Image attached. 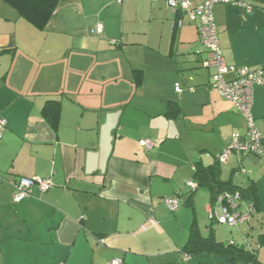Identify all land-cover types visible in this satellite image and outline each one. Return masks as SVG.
Wrapping results in <instances>:
<instances>
[{
	"label": "crops",
	"instance_id": "crops-1",
	"mask_svg": "<svg viewBox=\"0 0 264 264\" xmlns=\"http://www.w3.org/2000/svg\"><path fill=\"white\" fill-rule=\"evenodd\" d=\"M247 1L251 9L215 6L220 47L228 64L264 74V0ZM206 59L198 21L168 0H62L45 29L0 0V264H220L185 260L188 212L164 203L176 196L189 207L195 164L212 165L232 138L248 137ZM50 100L60 101L57 127L43 114ZM251 113L264 139V84ZM220 167L222 179L259 189L263 160L233 152ZM20 177L55 185L15 203Z\"/></svg>",
	"mask_w": 264,
	"mask_h": 264
},
{
	"label": "built area",
	"instance_id": "built-area-1",
	"mask_svg": "<svg viewBox=\"0 0 264 264\" xmlns=\"http://www.w3.org/2000/svg\"><path fill=\"white\" fill-rule=\"evenodd\" d=\"M122 3L123 0H117ZM168 4L173 10H179L184 14L189 15L193 21H198L199 37L208 51V57L204 61V66L207 68L216 67L217 72L213 76V86L217 88L221 96L232 100L239 108L240 112L245 116L248 122V137H234L228 143L223 153L218 157L220 161H226L233 152L244 154H255L264 159V139L261 133L255 126L254 119L251 113L254 96L255 84H264V74L262 70H252L248 67H239L233 64H228L223 56L218 27L215 22L214 8L218 4H239L245 5L249 9L252 5L247 0H205L203 3L194 6L188 0H168ZM183 23L177 22V26L181 27ZM95 31L98 34L104 33V24L99 22L96 25ZM233 74L232 78H226L225 74ZM175 91L182 93L183 88L179 82L175 83ZM7 130V121L0 116V139L4 136ZM141 144L150 150L154 146V142L150 139L141 140ZM38 185L43 192L48 191L55 185L52 178L42 177H20L14 184L13 201L18 203L32 195V189ZM186 186L191 189H196L198 183L190 178L186 182ZM164 203L171 211H176L179 208V200L176 196L164 198ZM217 207L211 206L210 219L219 223L227 224L231 227L239 225L241 222L248 220L253 214L254 208L250 204H246V213L240 210L242 201L239 192H226L220 195L214 204ZM152 225H156L157 221L151 219ZM143 229L145 227L143 226ZM99 243L104 245V240L100 239ZM189 256L184 255L187 259ZM120 259L112 260V264H121Z\"/></svg>",
	"mask_w": 264,
	"mask_h": 264
},
{
	"label": "trees",
	"instance_id": "trees-1",
	"mask_svg": "<svg viewBox=\"0 0 264 264\" xmlns=\"http://www.w3.org/2000/svg\"><path fill=\"white\" fill-rule=\"evenodd\" d=\"M3 1L16 9L19 14L31 24L39 29H45L51 22V19L62 0ZM205 52L207 53L208 57V51L206 48ZM136 72H139L140 74L142 73L140 70ZM138 81H141V77ZM59 107L60 101L50 100L43 108V114L56 127L58 125L60 114ZM221 163L222 161L217 158V161L209 166L204 165L202 162H197L195 164L194 173L191 178L198 183V186L196 189L190 188L191 195L187 201V205H189V207L193 210V221L189 228V236L182 249V253L192 258H201L205 255L212 256L214 257L213 260L219 262L220 264H261L258 259L257 249H249L245 244H239L234 240H229L226 242L218 241L214 228V223L216 221L213 219H211L208 234L203 235L201 233L195 206L192 203L193 196L200 188L206 189L209 192L211 205L216 202L220 195L226 194V192H239L242 201L253 206L254 212L252 215L264 211V207L262 206L259 199L256 183L254 182L248 187H242L234 184L231 179H222L220 167ZM258 244L260 246L264 245V233L258 236Z\"/></svg>",
	"mask_w": 264,
	"mask_h": 264
},
{
	"label": "rangeland",
	"instance_id": "rangeland-1",
	"mask_svg": "<svg viewBox=\"0 0 264 264\" xmlns=\"http://www.w3.org/2000/svg\"><path fill=\"white\" fill-rule=\"evenodd\" d=\"M252 156H255L256 158L263 160L259 156L252 154ZM264 162V160H263ZM224 163V162H222ZM221 163V164H222ZM222 169V168H221ZM250 171V167H247L246 171ZM245 172L244 170H242ZM263 173V172H262ZM227 175L222 172L221 170V177H226ZM258 194L262 196L263 199V205H264V174L261 175L259 186H258ZM190 190V188H188ZM198 196H200V203L199 205L195 206L196 208V214L198 218V222L201 226V229L204 233H207L209 230V225L211 223V219L209 217V213L207 208L205 207V204L207 205L208 199H209V192L206 189L200 188L197 190L196 193ZM195 194V195H196ZM168 208V207H167ZM179 208H184L188 212L189 219L192 222L193 220V210L188 207L184 206L182 203L179 205ZM244 210V208H242ZM177 211H171L169 210L170 214H175ZM246 213V211H245ZM190 222V224H191ZM190 227V225H189ZM214 227L217 231V238L219 240H222L224 242L229 240H234L239 244H245L247 248L249 249H257L258 250V256L261 260V262L264 264V245L260 246L258 244V236L261 233H264V211L255 213L254 215H251L248 220H245L241 222L238 226H229L227 224L219 223L216 221L214 223ZM186 242V241H185Z\"/></svg>",
	"mask_w": 264,
	"mask_h": 264
}]
</instances>
